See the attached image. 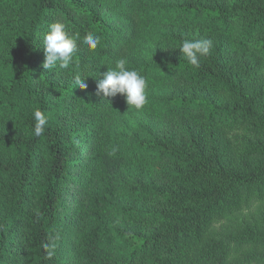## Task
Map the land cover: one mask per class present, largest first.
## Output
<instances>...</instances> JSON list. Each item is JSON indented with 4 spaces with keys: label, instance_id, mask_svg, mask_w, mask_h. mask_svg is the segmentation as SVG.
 <instances>
[{
    "label": "trees",
    "instance_id": "obj_1",
    "mask_svg": "<svg viewBox=\"0 0 264 264\" xmlns=\"http://www.w3.org/2000/svg\"><path fill=\"white\" fill-rule=\"evenodd\" d=\"M54 22L80 39L50 71ZM205 39L194 67L178 47ZM120 58L142 109L96 94ZM263 67L264 0H0V264H230L215 226L237 215L230 239L264 264Z\"/></svg>",
    "mask_w": 264,
    "mask_h": 264
},
{
    "label": "clouds",
    "instance_id": "obj_2",
    "mask_svg": "<svg viewBox=\"0 0 264 264\" xmlns=\"http://www.w3.org/2000/svg\"><path fill=\"white\" fill-rule=\"evenodd\" d=\"M79 39V35L69 34L63 23L54 22L50 24L43 37L45 57L42 62L43 69L51 71L57 66L60 69H67L74 64V54ZM82 42L87 45L89 50H95L100 44L101 38L93 32H88L84 35ZM212 46L213 42L210 39L185 40L178 48L194 67H198L200 57L208 55ZM127 63L125 58H120L115 62L113 69L103 73V79L97 80L96 94H102L104 97H115L120 94L124 97L128 107L139 110L147 103V81L137 70L127 68ZM86 76L76 74L74 76L75 87L86 89L87 84L84 82ZM33 117L35 120L33 132L35 136L39 137L45 131L48 117L38 109L33 112Z\"/></svg>",
    "mask_w": 264,
    "mask_h": 264
},
{
    "label": "rangeland",
    "instance_id": "obj_3",
    "mask_svg": "<svg viewBox=\"0 0 264 264\" xmlns=\"http://www.w3.org/2000/svg\"><path fill=\"white\" fill-rule=\"evenodd\" d=\"M253 57H254V55L251 56V58H253ZM251 84H252V86L254 85L256 87V89H258L260 91V93H262V96H263V99H264V67L261 68L259 73H257L256 77H254L251 81H249V85L248 86H251ZM159 124H160L159 121L157 119H154L153 123H152V127L155 128ZM129 127L131 128L130 129V133H132V134H130L131 136L133 134L138 135L137 133L142 134L140 130L138 132H136V130L131 125ZM168 127H170V126H168ZM168 127H165V128L167 129ZM148 130H152V128L150 127ZM145 132L146 131L144 130V134L143 135H145L147 133V132L146 133ZM82 154L83 153H81V157H82ZM77 162H79V159H78ZM242 219H243L242 216L239 217L237 215L236 218L230 219V220H228L226 222L220 221L215 226V230L216 231H219V229L221 228V232L219 234H221L223 236H226L225 240H226V242H227V244L229 246V249L233 253L232 261H231L230 264H236V262H237V264H247L248 263L247 260H245V261L242 260V258H243V256L241 255L242 251L239 250L238 242H235V241L230 239V236L232 235V232L238 231L240 229H243L242 228L243 227L242 226V222L243 221H241ZM244 222H248V223L254 222L253 221V217L251 216L249 219H247Z\"/></svg>",
    "mask_w": 264,
    "mask_h": 264
}]
</instances>
